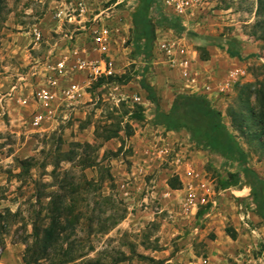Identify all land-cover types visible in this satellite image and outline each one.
Returning <instances> with one entry per match:
<instances>
[{"label":"rangeland","instance_id":"rangeland-1","mask_svg":"<svg viewBox=\"0 0 264 264\" xmlns=\"http://www.w3.org/2000/svg\"><path fill=\"white\" fill-rule=\"evenodd\" d=\"M76 1L5 0L1 6L0 228L5 229L0 234V264H25L34 226L49 225V195L59 191L65 179L81 185L77 211L82 219L71 239L85 256L77 264H264V224L257 217H244L252 212L250 201L232 193L244 187L223 192L228 172H238L241 166L196 148L185 131L153 126L155 106L139 84L144 76L156 91L170 92L179 82H197L200 90L210 86L211 101L248 154V165L264 178V126L258 117L264 104V41L258 38L261 30L253 28L257 0H201L192 16L178 22L165 12L163 0H156L151 13L157 26L153 52L158 40L174 43L193 64L190 82L170 72L162 56L151 61L142 57L130 18L137 0H90L93 10L119 3L128 40L113 77L130 80L94 81L65 119L56 117L52 127L39 131L29 125L34 111L29 97L59 37L56 32L74 27L55 13L72 12ZM35 26L45 34L37 46L31 35ZM229 48L240 58L229 56ZM136 105L144 109L140 119L133 115ZM229 109L243 116L240 128L232 123ZM117 124L119 137L107 142L95 138L98 127L101 132ZM80 156H90L95 166L84 168ZM24 160L31 162L27 169L20 165ZM174 176L182 182L180 190L168 185ZM85 181L91 187L86 188ZM189 196L197 202L195 209L186 205ZM52 252L37 264H57ZM122 258L126 260L119 262Z\"/></svg>","mask_w":264,"mask_h":264},{"label":"trees","instance_id":"trees-1","mask_svg":"<svg viewBox=\"0 0 264 264\" xmlns=\"http://www.w3.org/2000/svg\"><path fill=\"white\" fill-rule=\"evenodd\" d=\"M4 1L0 0V10ZM155 2L156 0H137L136 7L130 13L134 39L137 47L141 50L142 57L146 61H151L153 58V48L156 40L157 26L151 15ZM256 18L257 23L253 28L261 30L258 38L264 41V0H257ZM175 19V22H178V19ZM254 35L256 37L257 32H254ZM227 53L231 57L240 58V53L231 48L227 50ZM201 59L207 60L208 56H201ZM149 70L151 68L147 67L146 71ZM107 79L123 80L126 83L130 80V77H109ZM139 84L141 89L146 92L147 98L155 106L152 119L153 126L162 127L166 132L185 131L190 143L196 148L208 154L219 156L227 164L237 163L241 166V170L238 172H228V179L224 181L223 189L230 187L248 188L252 212L264 224V178L248 165V154L241 147L235 134L230 131L224 122L222 112L213 105L206 95L185 93L175 94L170 110L163 112L159 107V98L155 89L146 81L144 76ZM135 107L137 109L133 114L134 117L137 119L142 118L144 109L139 105ZM228 115L232 123L237 128H240L239 121H243V116L233 109H229ZM258 117L259 119L261 118L260 123L264 126V104L262 103L258 110ZM128 128L130 130L127 135L131 136L132 130L130 127ZM119 132L120 127L118 124L116 128L107 127L102 129L101 132L98 127L95 130V138L102 140V142H107L119 137ZM75 146L76 148H95L90 144H76ZM68 157V161H72L69 154ZM80 157L79 163L84 168L95 166V160L90 156ZM30 163V160L20 161V165L24 169L29 168L31 166ZM55 171L53 170L52 174L56 178ZM83 184L85 187L88 186L86 188L91 187V183L87 181ZM168 185L172 190H180L182 188V182L178 176L171 178L168 181ZM80 190L81 185L79 183L76 184L70 179H65L60 182L59 191L52 192L49 195L50 201L46 206L49 225L44 228L34 226L33 241L27 245L23 256L25 264H37L41 260L48 259L50 251H53L52 254L58 258L57 264H77V261L85 256L78 254V246L75 245V240L71 239V236L76 232V226L82 219L81 212L77 211ZM8 213L10 214V212ZM3 217L0 214V218ZM4 229L5 227L1 226L0 234L3 233L2 230ZM64 243L67 244L66 248H63ZM139 257L145 260L149 259L145 256ZM125 260V258H122L118 261L123 262ZM151 261L155 262L153 259ZM85 264L98 263L89 261Z\"/></svg>","mask_w":264,"mask_h":264},{"label":"built area","instance_id":"built-area-1","mask_svg":"<svg viewBox=\"0 0 264 264\" xmlns=\"http://www.w3.org/2000/svg\"><path fill=\"white\" fill-rule=\"evenodd\" d=\"M201 4V0H163L165 12L180 20L192 16ZM118 5L116 2L93 10L90 0H77L72 12L59 10L55 13L56 18L74 27L56 32L59 37L53 38V45L38 73V83L31 93L40 111L33 114L31 127L39 130L46 122L56 123V117L65 119L94 81L119 73L118 61L127 51L128 39ZM31 35L36 46L45 39L38 26L32 29ZM156 45L153 56H162L170 72H177L185 82L192 81L194 68L186 55L169 41L158 40ZM209 90L210 86L205 85V91ZM193 200L192 196L187 198L190 204Z\"/></svg>","mask_w":264,"mask_h":264},{"label":"crops","instance_id":"crops-1","mask_svg":"<svg viewBox=\"0 0 264 264\" xmlns=\"http://www.w3.org/2000/svg\"><path fill=\"white\" fill-rule=\"evenodd\" d=\"M181 81V80H180ZM180 83V82H179ZM177 83L175 87H172L169 91L170 92H167V89L163 88L161 89L160 91H156V94L159 98V107L161 109V111L163 112H168L170 110V107H171V104H172V101H173V98L175 96V94H178V93H185V94H202V95H206L210 100H211V96L208 94V92L205 91V85L202 87V89L200 90V84H198L197 82L193 83V84H190V83H182L181 85ZM151 86H153L154 84H150ZM154 87V86H153ZM188 87V88H187ZM190 87V88H189ZM155 89V88H154ZM199 89V90H197ZM32 93V91H31ZM29 99L31 100V102L33 103V106H34V111L32 113V116L35 112H37L39 110V107L36 106V104H34L33 102V99H32V94H30V97ZM40 112V111H38ZM152 117H154V113L152 115ZM32 118V117H31ZM31 121V119H30ZM55 122H46L44 125H42L41 128H39V131H45L47 130V128L49 127V125L52 127L53 124ZM29 125L31 126L30 122H29ZM33 128V127H32ZM159 128H162V127H159ZM34 129V128H33ZM163 129V128H162ZM226 191V189L223 190V192ZM245 192V193H244ZM235 197H237V199H239L240 201H245V200H249V189L244 187V189L242 190H238V191H233L232 192ZM213 201H215V198H213ZM250 201V200H249ZM188 202V201H187ZM218 202V200H217ZM190 204L189 202L186 203V205ZM197 207V202H195V199L191 202L190 204V208L191 209H195ZM194 211V210H193ZM217 214L214 215V217H216ZM244 217H257L253 212L251 213H247V215H244ZM234 218L236 219V217L234 216ZM258 218V217H257ZM239 219H243V217H240ZM237 223V222H236ZM240 223L238 222V225ZM234 227H235V230L238 231L239 228H237V224H234ZM189 264H193V263H189ZM196 264H205V263H202L201 261L199 263H196Z\"/></svg>","mask_w":264,"mask_h":264}]
</instances>
